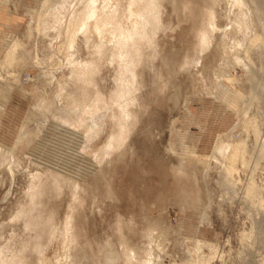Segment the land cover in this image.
Here are the masks:
<instances>
[{
  "label": "rangeland",
  "instance_id": "rangeland-1",
  "mask_svg": "<svg viewBox=\"0 0 264 264\" xmlns=\"http://www.w3.org/2000/svg\"><path fill=\"white\" fill-rule=\"evenodd\" d=\"M83 2L0 0V264L15 256L22 264H146L152 250L157 264H192L198 248L211 264H264V38L238 64L221 58L220 33L203 48L212 11L229 43L230 11L254 12L262 34L264 0H244L242 9L231 0H160L159 29L125 75L110 29L79 32L77 48H66ZM131 3L96 0L94 9L117 10L130 27L139 9ZM17 40L18 58L6 66ZM222 70L228 80L216 76ZM69 77L99 95L79 107L78 91L61 105ZM220 137L247 146L232 174L212 156ZM33 216L45 228L40 252L37 230L26 227Z\"/></svg>",
  "mask_w": 264,
  "mask_h": 264
},
{
  "label": "bare ground",
  "instance_id": "bare-ground-1",
  "mask_svg": "<svg viewBox=\"0 0 264 264\" xmlns=\"http://www.w3.org/2000/svg\"><path fill=\"white\" fill-rule=\"evenodd\" d=\"M231 1L235 4V6L238 5L240 9H242V5L245 3L244 0H231ZM95 2L96 0H84L83 6L81 7L82 9L79 8L73 14V18L70 22V26L66 34L67 36L65 42L66 48L70 50H75L77 48L78 45L77 37L79 32L80 33L82 32L83 34H88V32H90L91 30H95L96 32H98L99 35L103 36V32L106 29H110V33L106 38L107 44L112 45V43H114L113 47H116L117 49V51L114 52L112 57L117 59L118 61H121L120 64H122L124 75L126 73L134 74L133 71L134 61H137V59H139V57L141 56L143 43H145V41L149 36L154 37L156 35L157 30L159 29V26L161 24L160 0H132L131 8L137 6L139 7V9L137 12V18L130 27H126L125 25L120 24L119 19L122 20V18L119 17V12L117 10H114L113 12H104L94 9ZM91 7H93V9ZM231 13L232 11L226 14V18L228 19V21H230V23H232L230 25L231 30L234 33L232 42L231 43L228 42L229 39L227 37V34H225L224 30L223 32L221 31V28L217 23V15L215 12L212 11L210 15V19L208 20V25L210 26L212 31L211 32L206 31L203 33V46H204L203 48L206 49L207 47L212 45L215 42V40H217L215 34L220 33L221 34L220 38L223 42V47H222L223 50H222L221 58H230L234 62V64H238L243 61V58L241 56L242 51H244V55H245L244 58L251 60V50L259 40H263L264 30L262 34H259L255 29L256 27L254 22H251L249 17L254 15V12L249 13L247 15L243 14V11L235 12L234 18L231 17L232 16ZM38 18L41 19L42 15L38 14ZM260 21H261L260 25H263V29H264V19L262 18ZM240 36H242V38L247 41L246 46L241 45V39H239ZM87 41L88 39L86 40V42ZM20 42H21L20 40H17L13 45L9 47L5 57L6 66H11L14 63V61L17 60L18 58L17 48L18 46H20L21 44ZM99 48L102 54L103 53L102 49L105 48L102 44L99 46ZM69 66L72 73L74 71L75 64L70 62ZM224 72L225 71L222 70L218 72L216 76L219 77L220 80L223 79L228 80L229 77ZM79 75L81 78L84 79V81H87L88 75H90V73L85 71V68H83L81 69ZM124 75L120 76V81H123L125 79ZM90 76H92V73ZM71 78L72 77L67 78L69 79V82L67 83L65 82L63 85L59 84V86L60 85L61 86L57 96L61 101L60 103L61 105L64 106V104L67 102L68 94L74 95L78 91L83 92V96L81 97V100L76 101V106L79 107L85 105V102L88 100V98H93V96L99 95V91L97 90H94L92 93H89L91 87L88 86L87 83H83L79 85V89H78V87L76 86L77 79L73 80ZM48 81L50 82V80ZM51 82H53V80H51ZM3 108L4 106H2V109ZM0 117H1V112H0ZM252 123H253L252 120L248 118L247 115H244L242 117V125L245 130L250 129L252 127ZM255 134L256 135L258 134L257 130H255ZM246 152H247V146L245 141H243L242 139L229 140L225 137H220L215 145L212 156L217 160L221 159L226 165L227 173L232 174L234 171L237 170V164L239 162H242L245 165ZM212 156L203 157L200 155L191 154L189 158L190 159L197 158V160L205 159L206 161H208V159H211ZM94 171H95L94 168H92L90 173ZM82 177L83 175H81V178ZM85 179L86 178L84 179L82 178V183L85 182ZM80 183H81L80 181H76L75 188L80 186ZM55 187L56 189L59 190V191L57 190L58 193L61 192L62 186L59 180H55ZM38 221L39 218L37 216H33V221H28V220L26 221V227L37 230V236H36L37 239L34 244V249L40 252L42 249V243L39 241V239L43 236L42 232L45 231V228L40 227ZM72 224H73L72 217H69L66 226V230L70 231V234L68 233V245L74 240ZM157 239L158 238L151 235L152 242L155 241L154 243H156L158 247L162 246V241ZM126 250H127V256L130 258V260L131 261L135 260L136 254L131 244L129 243L126 244ZM200 252L201 250L200 248H198L196 254L192 258V264H211L210 260H206L204 256L200 254ZM148 255H149V259L147 260L146 264H157L155 253L153 252V250H152V254L149 253ZM16 257L18 256L13 257L8 262V264H22V260L20 259L17 260ZM61 264H63V262ZM73 264H78V262H74Z\"/></svg>",
  "mask_w": 264,
  "mask_h": 264
}]
</instances>
